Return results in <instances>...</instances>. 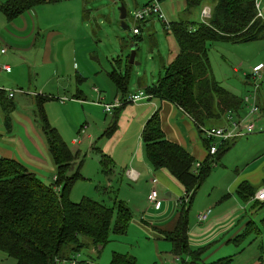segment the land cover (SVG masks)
<instances>
[{"label": "rangeland", "instance_id": "obj_1", "mask_svg": "<svg viewBox=\"0 0 264 264\" xmlns=\"http://www.w3.org/2000/svg\"><path fill=\"white\" fill-rule=\"evenodd\" d=\"M6 1L0 0V5L6 3ZM148 1L66 0L37 6L15 21H9L0 11V42L5 48L4 53H6L7 49L8 55L12 56L18 53V48L25 49L24 47H29V44L25 45L22 39L19 41L20 44H12L10 32H12L11 29L15 25L20 27L28 23L30 30L35 28V30L41 32V37L44 34L47 35V32L55 27L67 37L74 36L84 26L86 28L83 32H89L90 36L96 32L95 35H97L94 41L96 53H91L92 48L82 56L83 60L93 66V69L86 74L88 81H81V76L76 73L84 70V68L87 69L83 65V60L71 57L68 76L65 78L55 76L50 79V87L47 88L45 94L52 95V99H49L46 103L45 112L50 124L58 130L70 149L75 153H79L81 156L80 160L84 161L81 171L83 178L75 184L71 193V200L74 203H79L83 198H90L109 207H115L116 203L120 201L130 208L133 218L127 234H112L111 242L104 246L103 249L82 251L77 257L80 261L90 260L96 264H114V254H118L132 256L138 264H183L182 257L173 254L171 242L164 239L162 235L159 237L156 234L158 232L156 228L160 224L154 223L159 221L161 215L154 210L148 201V196L153 190L150 181L155 175H145L138 181H131L126 177V172L130 169L129 161L132 159L135 148L140 144L142 135V133L138 132L139 119L138 117L134 119L136 112L129 110H140V106H144L148 101H151L152 97L142 91H145L146 86L157 83L164 76L165 65L172 61L178 51V44L172 34L167 35L162 18L153 16L145 23L135 21V13ZM216 1L204 0L199 8L193 9L191 12H186V0H163L161 5L163 14L168 18L169 22L170 20L201 22L203 20L201 16L203 10L207 7L212 8ZM258 1L261 3L260 12L262 13L260 17L258 10V17L264 20V0ZM122 4L127 9V18L124 21L127 29L121 27L122 21L119 8ZM135 27L141 28V40L136 46L135 62L129 66L127 65V58L131 55V45L134 44L133 40L136 39L133 32ZM35 34L37 35V33ZM36 37L32 36V39L34 40ZM59 41L61 40H56L54 44L56 45ZM78 44L80 45L81 42H78ZM81 46L84 48L82 44ZM208 52L213 76L216 81L242 100L248 97L252 93L249 89H254L251 85V83H254L251 76L253 69L256 65L264 64V40L250 43H236L227 40L217 41L209 45ZM66 53L68 54V51ZM119 56L124 61V72L128 71L131 75L129 96L142 94L144 99L137 104L127 105L126 116L129 118V125H127V121H124V123L120 122L118 131L109 139L104 134L108 132L118 111L113 109L110 113H107L105 104H113L116 102L115 99L117 97L122 99V96L117 94V89L107 76V73L112 71V64L116 68L113 60L118 59ZM22 57H25L28 64H30L35 58V52H24ZM54 59L60 60L57 52ZM10 65L14 71H18V77L21 81L28 82L23 67H18L12 62H10ZM24 68L27 70L26 67ZM235 69H239V72L236 73ZM36 73L30 67V78L32 77L30 84H28L30 91L35 90V87L39 89L40 81L37 83L38 79L45 83L49 77L54 76V72L50 68L43 75L40 72L38 78L33 76ZM262 75L263 78L260 82H263L264 85V70ZM91 76L100 77L102 84L91 81ZM45 77H48V79ZM81 84H88L87 98L83 101L77 99L76 92V88ZM15 92L21 93L22 91H5L7 94H14ZM128 97L126 98L128 99ZM260 97L262 98V96ZM121 103L123 102L121 101ZM25 105L29 107L31 104L27 103ZM149 110H154V108L146 111ZM246 115L240 113V118H245ZM231 116L234 119H239V116L234 112L229 113L227 118ZM263 117L264 114L260 111L253 116L250 115L249 119L257 126L256 133L234 139L236 143L232 145L221 161L215 162L212 173L198 190L191 205L189 212L191 225H203L197 221V216L204 212L206 210L204 207L209 204L218 202L221 204L220 208L226 207V204H229L230 193L228 191L236 178L238 176H241L242 179L246 178V172H255V168L264 163V161L262 163L261 161L257 163L254 161L256 157H259L260 152L264 151ZM36 120H39L38 112ZM84 126H87L88 132L93 137L92 140L94 139L92 143L89 140L81 142L87 131V129L84 132L81 131ZM228 126L226 117L221 121L215 120L206 123L208 128ZM128 127H131V130H127ZM214 143L219 150L222 142L216 140ZM141 146L144 151V143L141 142ZM100 151L107 154H109L108 151L115 153L114 157L109 154L114 159V165L111 164L108 171L104 170L101 165ZM262 155L264 157V154ZM261 171L263 174L257 172L254 175L256 178L259 176V179L263 176L262 179L264 181V167L261 168ZM51 180L53 181V176L49 177L48 184H53ZM175 184H177L175 186L176 190L170 188L173 194L172 200L182 194L180 185L178 183ZM178 186L179 189H177ZM253 186L264 189V182H258V184H253ZM158 191L161 200L165 202L171 201L167 197V193L170 191L168 188H161L158 184ZM256 195L251 203L245 206L247 212H244V214H247L245 219L254 221L260 230L252 233L240 245V249L246 248L247 252L245 254L247 255L237 256L236 264L245 262L243 259L247 258L249 253H257L262 247L264 228L261 221L264 218V202H260V206L254 208V204L259 202L256 200ZM237 248L232 243L228 251L224 249L215 255H212L211 248L204 255V259L209 257L208 260H203V262L208 264L220 258L234 255L237 253ZM183 257L187 259L186 256ZM262 257L263 261H261V264H264V252ZM0 264H16V261L9 258L5 253L0 252Z\"/></svg>", "mask_w": 264, "mask_h": 264}, {"label": "trees", "instance_id": "obj_2", "mask_svg": "<svg viewBox=\"0 0 264 264\" xmlns=\"http://www.w3.org/2000/svg\"><path fill=\"white\" fill-rule=\"evenodd\" d=\"M59 1L7 0L0 5V11L9 21H13L37 6ZM203 1L186 0V12L199 8ZM162 23L167 35L174 36L178 51L165 67L164 76L157 83L147 86L145 93L152 99L179 107L194 121L202 135V129L208 128V121H221L229 113L243 110V100L214 78L208 47L222 40L236 43L264 40V20L258 17L257 0H217L212 7L211 18L205 22L170 20L167 25L162 20ZM135 36L133 43L137 46L141 37ZM129 60L130 55L127 65L131 66ZM130 76L128 71L121 73L116 69L109 74L124 104L115 110L118 111L116 117L104 134L107 138L116 133L121 112L131 104L126 98L130 91ZM5 94V91H0V104L7 123H10L15 105ZM47 100L37 97L36 104L42 132L56 166L57 181L53 186L47 185L21 163L0 157V252L14 259L16 264H60L64 261L96 264L90 260L80 261L77 257L84 250L103 249L111 242L112 234H127L133 215L130 208L120 201L115 207H109L90 198H83L79 203L71 200L75 184L83 178L81 171L84 161L50 124L44 107ZM142 141L151 166L155 170L167 171L185 191L180 199L173 230L157 231L171 242L173 254L182 257L183 264H205L203 257L213 244L192 249L189 212L198 190L212 173L215 162L221 161L236 142H223L215 156L208 154L201 167L196 168L198 161L185 148L166 138L159 111L147 121L142 131ZM204 146L209 151L210 141L204 139ZM111 164V159L101 154L104 170L108 171ZM55 186L61 187L60 192L54 190ZM237 195L248 203L255 197L256 190L244 182L239 186ZM260 204L257 202L254 208ZM261 223L264 228V218ZM259 230L256 223L251 221L231 242L239 247ZM261 246L264 252V239ZM113 262L138 264L134 257L118 254H114ZM233 262L232 257H225L208 264Z\"/></svg>", "mask_w": 264, "mask_h": 264}, {"label": "crops", "instance_id": "obj_3", "mask_svg": "<svg viewBox=\"0 0 264 264\" xmlns=\"http://www.w3.org/2000/svg\"><path fill=\"white\" fill-rule=\"evenodd\" d=\"M17 19H19V17ZM12 28L14 29V30L11 29L13 33L10 32V36L13 41L12 44L16 45L22 39V41L25 42L24 43L25 45L29 44V47H24L25 49L18 48V53L13 54L14 56H12L10 54L8 55L7 49H6V53L4 54L2 53V50H4L5 48H3V45L0 42V91H4V90L22 91L21 93L15 92L14 96L11 98L12 102L15 105V109L14 112L12 113L10 123H7L5 118V113L0 104V157L9 160H15L21 163L29 172L34 173L45 184L53 186L54 181L51 180L53 184H48V179L51 176H53L54 179L56 175V166L53 162L52 156L47 146L46 139L42 132L41 123L39 122V120H36L37 97L48 98V100L49 98H52V95L45 94L47 88L50 87V83H49L50 79H52L55 76H60V78H65L68 76L71 57L73 59L80 58V60H83L82 56H84L86 52L90 51L92 48L93 50L91 53L92 54L96 53L97 50L95 49L96 45L94 44V41L95 38H97V35H95L96 32H94V35L92 36H90V33L87 31H85L86 33L83 32L86 26H84L82 30L76 32V34H80V35L75 34L74 36H70V37L69 36L67 37V35L63 34L56 27L50 30L49 32H47L48 33L47 35L44 34L42 37H41V32L39 30L37 31L35 30V28L30 30L28 23H25V25H22L20 27L15 25ZM35 33H37V35ZM32 36H37V37L33 40ZM56 40H61V41H59L55 45L54 42L56 43ZM78 42H81L84 48H82L81 44L79 45ZM31 51L35 52V58L32 60L30 64H28L25 57L22 56H24V52L29 53ZM66 51H68V54L66 53ZM56 52L59 54L60 60L54 59ZM113 61L115 63L116 68H114L112 64L111 65L112 71L116 69L117 71L124 73V61L122 57L119 56L118 59H115ZM10 62L16 64V66L18 67L21 68L23 67V71H25L28 82L26 81L24 82L20 80V78L18 77V71L13 70V67H11ZM83 63H84L83 65H85L87 69L84 68V70L77 71L76 73L81 76V81L86 80L87 82L88 77L86 74L87 72L93 69V66L92 64L86 62V60H83ZM169 63L170 61L165 65V67ZM259 65H264V64L262 63ZM4 66H9L11 70L10 71L3 70L2 67ZM257 66L258 65H256L255 67ZM24 67H26L27 70H25ZM30 67L33 68V72H37L36 75L33 74V76H35L36 78L39 77L40 72H41L40 74L42 75L44 74V72L46 71L48 72V68L53 70L54 76L49 77V79L48 77H45L48 79L46 80L45 83L40 79H38L37 83L40 81L39 89L38 87H35V90L30 91V88L28 87V84H30V79H32V77L30 78ZM235 72L236 73L239 72V69H235ZM109 74L110 72L107 73L108 77ZM90 78L91 81L98 83L100 82L99 83L100 85L102 84V79L100 77L91 76ZM253 81L254 83H251V85L254 89L253 90L249 89V91H252V93H250L249 96H252V98L255 99L256 105L258 106L260 112L264 114V85L263 82H256L254 78ZM87 88H88V84L78 85V87L76 88L78 100L83 101L87 98L86 97ZM25 89L28 91H26ZM16 94H20V95L17 96ZM5 96L7 97L8 100H10L9 94L6 93ZM260 96H262V98ZM116 99H119V97H117ZM16 100L18 103L16 102ZM48 100L45 102V105L48 102ZM27 103L31 105L27 107L25 105ZM244 104H243V110H239L238 112H236V114L239 117H241L240 113L244 115L246 114L248 115V113H250V108L248 107L247 104L245 105ZM150 108H154V110L146 111ZM127 111L125 108V110L121 112L120 115L121 119H119V123L120 122L124 123V121H127V125H129L128 122L129 118L126 116ZM129 111L136 112L135 116L134 115L133 116L134 119L136 117H138L139 119L140 125L138 126V132L140 133H142L141 131H143L147 121L152 117V115L155 112L159 111L162 120V129L165 133L166 138L169 141L177 143L183 148H185L199 163L204 161L208 156V151L204 146L205 138L203 134L201 135L199 133L198 128L194 123V121L176 105L169 103L167 101H161L157 98H153L151 99V101H148L147 104H145L144 106L143 105L140 106V110L135 111V109H132ZM118 129H119V124H118ZM127 130H131V127L130 128L128 127ZM134 135L136 136V134ZM92 138H93L92 135L88 132L87 129L85 136L83 140H81V142L89 140V142L92 143L94 141V139L92 140ZM140 139H141L140 144L135 148L134 153L132 155V159H130L129 161L130 169L127 170L126 177L131 181H138L145 175L146 176L155 175L156 177L154 176V178L158 180V184L161 186V188H166V189L168 188V190H170L167 193V197L171 199L173 196L171 189L174 188V190H176L175 186L177 184L175 183L177 182L172 178V176L167 171L155 170L151 166V164L147 159L145 145L143 148L144 151L142 150V146H141V142L143 143L142 135ZM100 153L108 156V158L111 159L112 163H114L113 162L114 159L111 157V156L114 157L115 154L114 152L108 151V153L111 154V156L103 151H100ZM262 154H264V151H261L259 157H256L254 159L256 163L259 161H261L262 163L264 161V157H262L263 156ZM261 157L262 159H260ZM263 167H264V163L257 166L255 168V172L252 173L246 172V178L242 179L241 176H238L236 178V180L233 182L234 184L228 191L230 193L229 204L228 205L226 204V207L220 208L221 204H219L218 202H213L208 206L204 207V209L206 208V210H211L210 218L206 223H204L201 226L198 224L191 225L189 221V239L192 249L196 250L200 247H205L207 245L213 244L211 250L212 255H215L224 249H227V251L228 249H230V245L232 244L231 241L234 238H236L238 235H240L245 230L246 225L249 222H251L245 219V215L247 214L246 213L244 214V212H247L245 206H247V204L251 202L248 203L243 202L237 195V190L239 186L244 182H248L251 186H253V184H258V182L260 183L261 181L264 182L262 179L263 176L262 178L259 179V176L258 178H256L254 175L257 172L263 174V172L261 171V168ZM130 170L133 171L132 175L129 174ZM151 181L150 184H152ZM158 184H157V189H158ZM180 188L182 189V194L184 196L185 191L181 186ZM253 188L256 190V194L260 190H263V188L260 189V188H256L255 186H253ZM177 189H179V186ZM181 195L180 197H176L173 200L171 199V201L165 202L164 200H162V206L159 210H156L154 208V210L161 215L159 217L160 218L159 221H156V223H154V224H160V226L157 227L156 230H162V231L173 230L177 219V211L180 206L179 200L183 197V196L181 197ZM156 234L159 237L161 236L159 232H156ZM246 252H247L246 248L243 247L242 249H240L239 246L237 248V253L226 257H232L234 259L233 264H236V257L246 256L247 255L245 254ZM261 254L263 256V251H261V247H260V250L257 253L256 252L249 253L248 254L249 256L243 259L245 262L242 263L240 262V263L261 264V261H263V257L261 256ZM208 258L209 257L204 259L203 257V260H208Z\"/></svg>", "mask_w": 264, "mask_h": 264}, {"label": "built area", "instance_id": "obj_4", "mask_svg": "<svg viewBox=\"0 0 264 264\" xmlns=\"http://www.w3.org/2000/svg\"><path fill=\"white\" fill-rule=\"evenodd\" d=\"M60 1H66V0H60ZM260 1L257 2V8L259 10V16H262V13L260 12ZM162 5L160 0H149L147 3H145L140 9L137 10L135 13V21L136 22H143V21H148L151 19L153 16H158L159 18H162L163 21L168 25L170 22L168 18L163 14L162 11ZM202 21L205 22L209 20L212 16V8L207 7L203 10L202 14ZM135 35H140L141 31L139 27H135L133 30ZM5 50H2V53H4ZM3 70L5 71H10L11 68L9 66H4ZM263 70H264V65H258L253 69V72L251 76L254 78L256 82H260V80L263 78ZM14 94L9 93V98L11 99ZM144 99L143 95L136 94V95H131L128 97V102L131 104H137L140 101ZM244 103L248 105L250 108V114L249 116L247 115L245 118H240L237 120L236 118L234 119L232 116L227 118V123L228 127H223V128H204L203 130V136L206 140L210 141V150L208 151V154L210 156H215L218 152V147L214 143L216 140H220L222 143L228 140H234L236 138L240 137H245L247 135L256 133L257 131V126L255 125L254 122H252L249 117L250 115L252 116L253 114L258 113L259 108L256 105L255 99L252 98V96L246 97L244 99ZM123 105L121 103L120 99H116V102L113 104H105V111L107 113H110L113 109L120 108ZM87 129V126H84L82 128V132H84ZM201 167V162L196 165V168ZM129 174L132 175L133 171L130 170ZM54 183L57 181V175H55L53 179ZM153 190L148 196V201L151 204L153 208L156 210H159L162 206V200L159 197V192L157 189V184L158 180L157 179H152L151 181ZM54 190L58 193L61 190V187L55 186ZM256 200L260 202H264V189L260 190L257 195H256ZM180 201V200H179ZM188 201V200H187ZM211 215V210H206L204 212H201L197 216V221L200 224L206 223ZM60 264H77L76 261H71V262H61Z\"/></svg>", "mask_w": 264, "mask_h": 264}, {"label": "water", "instance_id": "obj_5", "mask_svg": "<svg viewBox=\"0 0 264 264\" xmlns=\"http://www.w3.org/2000/svg\"><path fill=\"white\" fill-rule=\"evenodd\" d=\"M119 11H120V19L122 21L121 27L123 29H127V26L124 22L125 19L127 18V9H126L124 4L121 5V7L119 8ZM131 49H132V52H131L130 60H129L130 65L134 64V62H135V57H136V46H135V44L131 45Z\"/></svg>", "mask_w": 264, "mask_h": 264}]
</instances>
